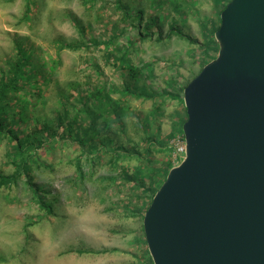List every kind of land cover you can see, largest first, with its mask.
Masks as SVG:
<instances>
[{"label":"rangeland","instance_id":"1","mask_svg":"<svg viewBox=\"0 0 264 264\" xmlns=\"http://www.w3.org/2000/svg\"><path fill=\"white\" fill-rule=\"evenodd\" d=\"M91 1L36 0L35 11L24 20L26 0H0V67L6 58L15 55L17 38L33 52L32 63L38 71L20 90L19 99L11 96L13 104L31 101V107L25 109V119L19 123L15 118L11 121L24 132L31 131L54 118L59 89H69L76 81L81 89L88 84L101 85L99 75H103L112 88L113 99L124 103V131L113 126L114 143L146 152L150 141H156L157 145L149 152L151 164L171 160L173 166L177 165L181 160L175 159L174 142L182 135L181 124L187 115L182 103L172 95L185 87L206 60L215 58L218 49L210 47L208 40L218 24V11L224 0H127L136 9L144 10L145 15L158 17L164 32L174 26L197 41L189 44L172 37L139 44L133 42L136 36L131 30L117 36L108 48L116 55V49L126 47L135 65L145 63L147 75L139 82L142 91L172 92L157 98L128 94L121 89L119 71L107 62L103 42L90 50L58 48L57 40L81 43V35L72 22L74 18L80 20L90 36L102 41L116 34L118 16L112 2L98 0L92 6ZM1 74L4 73L0 71ZM38 89L42 97L38 96L40 92L33 93ZM62 130L63 126L59 132ZM55 146L57 149L50 148L43 154L46 166L35 169L34 178L46 188L56 190L58 198L53 214H42L23 178L0 190V264H152L142 225L151 192L134 189L132 181L124 177L111 181L108 176L116 172L107 163V154L102 158L103 164L95 167L93 177L79 187L74 186V159L80 153L79 148L73 143ZM8 147L6 142L0 143L3 173L14 170ZM110 147L113 148L107 146ZM165 147L172 149L167 151ZM126 161L122 159L121 163L125 165ZM136 166L140 167V163L135 158L128 165L130 173ZM164 176L160 171L158 183ZM156 186L152 190H157ZM31 222L35 223L25 229ZM78 249L94 253L79 254Z\"/></svg>","mask_w":264,"mask_h":264},{"label":"water","instance_id":"2","mask_svg":"<svg viewBox=\"0 0 264 264\" xmlns=\"http://www.w3.org/2000/svg\"><path fill=\"white\" fill-rule=\"evenodd\" d=\"M185 85V153L143 214L153 264H264V0H230Z\"/></svg>","mask_w":264,"mask_h":264},{"label":"trees","instance_id":"3","mask_svg":"<svg viewBox=\"0 0 264 264\" xmlns=\"http://www.w3.org/2000/svg\"><path fill=\"white\" fill-rule=\"evenodd\" d=\"M97 1L92 0L91 5L95 6ZM107 1L112 2L118 16L115 29L116 34H112L108 40L102 41L95 35L90 36L80 20L74 18L72 22L81 35V43H64L57 40L56 45L58 48L90 50L94 46L99 47L103 42V45L107 48V62L111 63L119 71L123 84L122 90L128 94L149 98L162 97L167 93L168 95L171 94L172 92L168 90H163V93L142 91L139 82L147 75V72L144 71L147 67L145 63L135 65L131 61L126 47L122 50L116 49V55L108 51V48L113 46L117 36L131 30L135 31L134 36H136L133 42H138L139 44L152 40L161 42L169 40L172 37L183 39L189 44H196V39L185 30L174 26L164 32L163 24L160 23L158 17L150 14L145 15L144 10L136 9L127 0ZM229 1H222L223 6L218 11V24L214 27L211 38L208 40L210 47L218 49L214 32L220 24V13ZM35 3L36 0H26L24 20H28L32 11H35L33 7ZM14 47L16 49L15 55L6 58L0 67V71L4 73L0 76V143L6 142L9 146L8 156L11 158L10 162L14 165V170L11 173H3L0 170V190L11 187L23 178L32 195V199L36 202L42 214H53L54 201L58 198L56 190L46 188L37 183L34 180L36 176L35 169L46 166L42 160L43 154L47 150H50V148L52 150L57 149L55 146L57 143H73L78 146L80 152L74 159L76 170L72 179L74 186L79 187L85 183L86 179L93 177L96 173L95 167L103 164L102 158L107 154L109 155L107 163L114 167L116 172L115 175H110L108 178L111 181H117L119 177H124L127 181H132L134 189L138 188L143 192H151L150 199L152 200L156 192V190H152V186L157 184L156 188H159L164 181L163 179L161 183H158L159 173L163 171L167 175L173 167L172 162L171 160H167L164 164H151L149 152L152 147L157 145L156 141H150V144L145 149L146 152L127 148L118 142L114 143L116 142V131L113 130V126L124 131V122L122 120L124 103L119 99H113L110 94L112 88L108 85V80L103 75H99V78L103 81L101 85L88 84L87 89H81L79 88L80 82L76 81L69 85V89H59L56 107L53 110L55 116L52 120H45L43 123L37 125L36 128L34 127L31 131L27 132L17 128L16 124L25 119V109L31 107V101L19 100L17 104H13L11 96L13 95L16 99H19L17 96L20 90L24 88L27 80L34 77L38 71L32 63L33 52L27 45L25 46L20 39L15 38ZM209 61L206 60L203 66ZM97 72L101 71L98 70ZM183 89L184 87L172 96L182 103L186 111L183 100ZM38 92L40 93L38 94ZM33 93L41 96L42 92L41 89H38ZM11 118L12 120H14L13 118L17 119V123L11 121ZM80 119H86V122ZM61 126H63V130L59 132ZM181 133L183 134V130H181ZM108 145L112 146L113 150L111 147L107 148ZM165 149L171 151L172 147H165ZM135 158L140 163V167H133V172L130 173L128 165ZM122 159L127 160L125 165L121 163ZM164 177L166 178V176ZM49 194L51 197H48ZM150 202L146 204L144 211ZM34 223L26 224L25 229ZM146 251L153 264L148 249ZM76 252L79 254L94 253V251L87 249H78Z\"/></svg>","mask_w":264,"mask_h":264},{"label":"built area","instance_id":"4","mask_svg":"<svg viewBox=\"0 0 264 264\" xmlns=\"http://www.w3.org/2000/svg\"><path fill=\"white\" fill-rule=\"evenodd\" d=\"M175 147V159L181 160L185 153V139L184 135L177 136L174 142Z\"/></svg>","mask_w":264,"mask_h":264}]
</instances>
